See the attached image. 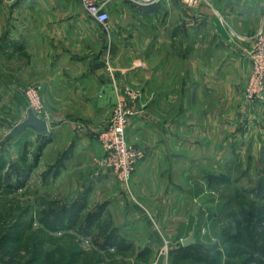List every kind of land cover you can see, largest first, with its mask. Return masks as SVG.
<instances>
[{"label": "crops", "instance_id": "crops-1", "mask_svg": "<svg viewBox=\"0 0 264 264\" xmlns=\"http://www.w3.org/2000/svg\"><path fill=\"white\" fill-rule=\"evenodd\" d=\"M61 1L66 0H0V32L13 28V52L0 48L1 63L15 53L16 71L25 72L26 81L43 83L52 114L47 134L33 128L19 134L31 136L29 150L22 152L33 154L30 170L52 144L55 149L66 144L70 154L102 153L94 134L104 112L118 105L125 85L137 91L139 97L129 101L134 113L127 137L143 147L145 156L128 184H111L116 178L108 176L109 185L100 177L94 192L96 197L99 188L110 192L101 216L137 247V255L151 256L147 264H157L165 240H185L184 227L197 222L195 189L185 181L199 167L193 166L194 155L260 154L264 149V102L255 121L242 95L251 72L246 50L264 24V0H202L196 7L117 0L110 5L117 22L108 28L117 34L112 55L117 68L111 73L98 30L97 55L82 57L90 68L71 71L80 61L71 53V41L78 30H87V13ZM134 15L143 19L142 37V27L131 25ZM183 160L189 161L185 165ZM177 246L170 244L158 264H168Z\"/></svg>", "mask_w": 264, "mask_h": 264}, {"label": "rangeland", "instance_id": "rangeland-1", "mask_svg": "<svg viewBox=\"0 0 264 264\" xmlns=\"http://www.w3.org/2000/svg\"><path fill=\"white\" fill-rule=\"evenodd\" d=\"M174 1L182 2L181 0L165 2L170 5ZM59 5L75 8L74 10L77 8L81 10L82 7L80 0L61 1ZM116 18V14H111L110 25L111 21L117 22ZM93 20L87 14V30L82 28L74 34L70 49L73 57L80 61L73 63L76 69H71V71L78 73L90 68L88 62L82 60V57L85 59L86 55H97L94 42L99 39L95 33V30H98L103 39L104 53L107 57L106 61H108L105 65L106 70L111 73L113 69L117 68L112 61V55H115L113 44L117 34L113 29H106ZM142 20L136 15L131 20V25L134 28L142 27L138 28V32H141L138 33L139 37H142L143 33L144 22ZM12 34L13 28L3 33L0 32V48L7 52H13L11 51L13 46L10 38ZM1 53L5 55L3 52ZM135 53L137 56L140 55V52ZM100 55H102L101 52L98 56ZM3 57L4 60L8 59V62L3 64L0 59V73H2V78L0 76V264H18L21 259L24 260V258L32 256L33 250L37 248L41 254H39L40 258L37 256L35 264L42 261L44 264H58L60 261L66 263L72 257L71 252L80 249L84 253L83 257L99 255L102 258L99 264H147L153 262L151 256H138V249L135 246H132L124 255L117 251L116 245L102 248L100 244L104 241L106 234L111 229H115L106 215H100L93 223H88V216L101 208L104 201L108 202L105 199L110 196L108 190L102 191L99 188L96 197L94 192V189L97 188L94 186L96 180L99 181V178L102 177L107 182V177L113 176L116 180H113L114 183L110 181L111 184L116 185L122 182L104 165L105 153L99 140L102 132L109 128L111 120L116 115L115 108L112 111L104 112V118L96 129L98 131L94 134L98 138L102 153L70 154L69 148L66 149V144H62L58 149H55L52 144L45 148L39 162H36L37 165L30 170V166L35 162L33 154L29 152L23 154L22 151L27 148L29 150L26 142L31 139V136L25 135V133L18 137L8 138L7 136L15 125L27 118L30 110L36 113L35 110H32L34 108H32L28 96V89L32 84H38L41 87L43 109L42 116L39 117L48 120L52 114L47 108L43 83L37 80L26 81L22 78L25 72L18 74L16 67L13 66L17 63L15 53ZM126 62L127 60L122 67L126 65ZM82 65L85 66L84 70H80ZM3 66L9 67V71L3 70ZM28 69L26 68V72L30 75ZM4 75H6L5 79H3ZM262 102L264 99H259L253 106H250L244 101V105L248 106L247 108L251 112L250 116L254 114L253 119L257 118L258 108ZM77 113L84 116L83 112L77 111ZM261 114L264 116L263 111ZM257 116L259 117V114ZM88 117V122L94 124L93 118ZM81 119L85 120L86 118ZM262 122L264 123V121ZM128 141L131 142L129 139ZM131 143L138 146L145 154L142 146ZM262 145L264 148V141ZM36 146L37 144L34 148ZM71 157L75 161L71 162L69 160ZM193 159H195L193 166L199 167L192 176L186 175L185 181L189 180L191 188L195 189L193 201L199 210L196 214L201 217V225L196 226V223L190 221L184 227V235L188 238L194 233L195 243L217 245L219 254L214 255L216 258L214 263L227 264L229 256H227L226 243L223 239L227 235H236L245 228L253 231L251 223L256 220L253 215L264 210V168L260 161V154H200V157L195 154ZM186 161L183 160L185 165ZM196 162H199V165ZM65 170H69L71 173L68 171L63 174ZM109 171L111 175L108 173ZM222 174H225L229 180L218 181L215 176ZM107 184L109 183L107 182ZM65 206L66 211L63 209ZM206 213H208V221ZM71 214L72 218H70ZM53 222L55 223L53 224ZM205 225H209V230L206 233L202 230ZM116 231L118 234V229ZM258 232L263 237L264 244V228L258 227ZM212 237L216 239L213 240ZM181 240L165 241L172 245H179ZM160 254L157 256V264L159 259L166 257V254ZM229 259L234 264H244L241 257ZM173 263L188 264V261L169 257L168 264Z\"/></svg>", "mask_w": 264, "mask_h": 264}, {"label": "built area", "instance_id": "built-area-1", "mask_svg": "<svg viewBox=\"0 0 264 264\" xmlns=\"http://www.w3.org/2000/svg\"><path fill=\"white\" fill-rule=\"evenodd\" d=\"M117 0H80L82 8L97 23L108 29L111 20L110 5ZM139 5H153L169 0H124ZM184 4L192 7L198 6L202 0H181ZM247 56L251 62V72L243 90L245 104L253 106L259 100L264 99V24L257 32L253 45L246 50ZM121 100L115 107L116 115L111 120L110 126L100 135V143L104 150L103 163L112 174L119 180L128 184L132 175L136 171L139 162L143 159L144 153L128 141L126 130L130 125L132 111L129 101L139 97L137 91L126 86L121 88ZM28 96L31 102L32 110L42 116V96L41 87L38 84H32L28 89ZM208 221V213H206ZM208 223V222H207ZM203 232L209 230V225L203 226ZM215 240V237H212ZM183 243V239L181 240ZM169 245L165 241L160 253L168 252ZM160 254V255H161Z\"/></svg>", "mask_w": 264, "mask_h": 264}, {"label": "trees", "instance_id": "trees-1", "mask_svg": "<svg viewBox=\"0 0 264 264\" xmlns=\"http://www.w3.org/2000/svg\"><path fill=\"white\" fill-rule=\"evenodd\" d=\"M218 181H228L229 178L225 176V174L215 176ZM211 185L212 183L209 182ZM254 202V201H252ZM103 210V207H101ZM98 208L95 212L88 216V223H93L101 214L102 210ZM64 211H66V206L63 207ZM72 214L70 218H72ZM253 217L256 219L255 222L251 223L253 226V231L248 228L242 229L236 235H227L223 241L226 243V252L229 258L241 257L243 259V263H253V264H263L264 258V244L263 237L260 236L258 232V227L264 228V210H261L260 213L254 214ZM201 217L197 216V225H201L200 221ZM55 222H53L54 224ZM54 226L52 225V228ZM18 237V236H17ZM262 241V243H261ZM230 243V245H229ZM38 245V244H37ZM102 248H106L109 245H116L117 251L124 255L131 247L132 244L128 243L127 240L121 236V234H117L116 228L111 229L106 236L104 237V241L100 244ZM229 245V246H228ZM219 249L217 245L213 244L211 246L205 245L201 242H196L189 246H184L182 243L179 246L174 247L170 250V257L179 258L181 261H188V264H215L216 258L215 254H219ZM144 252L139 253L138 256L147 257L149 255L143 254ZM261 253V254H260ZM41 252L39 248L33 250L32 256L28 258H23L21 256V261L18 264H35V260L38 256L40 258ZM84 254L81 249L74 250L71 252V259L66 261V263H62L60 261L58 264H99L102 261V258L98 256H82ZM51 257V256H50ZM228 258L227 264H234L232 260ZM54 261V260H53ZM13 262V261H12ZM11 262V263H12ZM223 263V262H222ZM38 264H44L43 261ZM174 264V263H173ZM226 264V263H225Z\"/></svg>", "mask_w": 264, "mask_h": 264}, {"label": "water", "instance_id": "water-1", "mask_svg": "<svg viewBox=\"0 0 264 264\" xmlns=\"http://www.w3.org/2000/svg\"><path fill=\"white\" fill-rule=\"evenodd\" d=\"M28 128H33L41 134H47L49 132V125L46 119L39 117L33 111L28 112V116L25 120L15 125L11 132L8 134V138L23 133ZM260 161L264 168V149L260 152ZM195 242V234L192 233L188 238L183 241L184 246H189Z\"/></svg>", "mask_w": 264, "mask_h": 264}]
</instances>
